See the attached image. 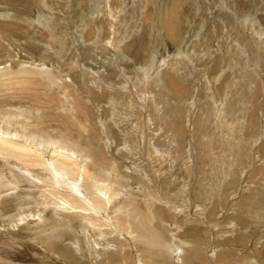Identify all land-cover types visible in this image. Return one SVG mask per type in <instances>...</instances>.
Listing matches in <instances>:
<instances>
[{
    "label": "rangeland",
    "instance_id": "1",
    "mask_svg": "<svg viewBox=\"0 0 264 264\" xmlns=\"http://www.w3.org/2000/svg\"><path fill=\"white\" fill-rule=\"evenodd\" d=\"M0 124V264H264V0H0Z\"/></svg>",
    "mask_w": 264,
    "mask_h": 264
},
{
    "label": "bare ground",
    "instance_id": "2",
    "mask_svg": "<svg viewBox=\"0 0 264 264\" xmlns=\"http://www.w3.org/2000/svg\"><path fill=\"white\" fill-rule=\"evenodd\" d=\"M17 125H19V124H17ZM0 126H1V124H0ZM4 133H6V132L1 131V128H0V147L2 150L1 151L2 153L0 152L1 153L0 155H3V157L12 156L14 159H17L21 164L26 165V167L27 166H30L32 168H36V167L44 168V167H46V163H44L45 157L43 155V152H41L42 150L39 151L41 149L40 148L41 146H39L40 143L38 144L36 142V138H34V136L33 137L27 136V138H24V141H23L24 144H22V141H21V143H19V142L15 141L14 139H8L9 137L7 138ZM61 146H58L56 143H48V145H47V147L51 148L53 151V152H51V156L55 160L54 163L60 168V169H58L59 173H60L58 175V173H55L56 171L54 172L55 167L53 169H51V167H49L51 170V172H50L51 178L50 179L53 180V181H51V182H53V188L50 192L52 193V195H54L53 201H54L55 207L57 208L56 210H58V209L63 210L64 209L66 211H72V209H78L79 211H82L83 213H85L83 215H86L87 217L89 216L90 218L99 217V218H101V220H103L106 223H109L111 227L116 229V226L114 225V223L113 224L111 223L112 222L111 217L110 218H109V216L107 217V214L102 215L100 213V211L95 209L94 205L90 204V203H92L91 197L84 195L82 188L79 189L78 183L75 182V184H73V186L70 187V186H68L69 183L68 184L66 183L67 181L63 182V181H65L64 178H66V176H67V178L70 176L73 179L74 178L76 179V177H77V179H78L77 182H79V180H81V179L78 178L79 176H78V165H77L78 163H77V161L75 162V160L73 159L74 157H71L67 153L65 147L62 146L63 147L62 148ZM42 147H43V144H42ZM59 150H61V151H59ZM49 162H51V161H49ZM23 168H25V167H23ZM73 168L77 171H75ZM60 175H62V176H60ZM10 182H12V180ZM10 182L7 185V188H9V189L13 188V185H14L13 183H10ZM83 184H85V186L87 187V186H90L91 184L93 185V182H92V180L88 179V177H85ZM46 188L51 189V188H48V186ZM106 188H107L106 184H104V183L99 184L98 187H96V190L98 191L97 195L91 194V196L93 197V200H94V196L96 199L102 198L101 200L104 201L103 204L109 205L110 202L108 201V199L111 196H108V192L106 191ZM76 201H78L79 203L81 202V204L86 205V207H84L82 205H78L79 207L73 206V204H78ZM68 213H71V212H68ZM91 228L96 230L92 226H91ZM127 236L128 237H126V238L123 237V238L125 240L129 241V244H131L130 242H132V237L128 232H127ZM137 263L138 264H144V263H141V259L139 256L137 259Z\"/></svg>",
    "mask_w": 264,
    "mask_h": 264
}]
</instances>
